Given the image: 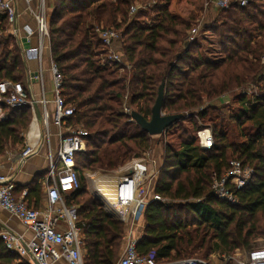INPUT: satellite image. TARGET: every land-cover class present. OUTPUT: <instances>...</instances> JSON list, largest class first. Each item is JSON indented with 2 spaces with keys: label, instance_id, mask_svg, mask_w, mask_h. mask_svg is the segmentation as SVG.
Wrapping results in <instances>:
<instances>
[{
  "label": "trees",
  "instance_id": "obj_1",
  "mask_svg": "<svg viewBox=\"0 0 264 264\" xmlns=\"http://www.w3.org/2000/svg\"><path fill=\"white\" fill-rule=\"evenodd\" d=\"M133 1L51 0V59L62 78L61 98L74 109L67 124L88 132L86 149L74 156L79 186L64 197L77 207L83 225L84 264H114L125 233L124 223L87 192L85 173L115 171L150 150L154 135L123 112V100L126 97V105L149 120L161 83L162 112L182 117L163 133L175 140L164 144L152 189L162 200H149L143 209L137 251L170 261L249 250L264 236V0L216 9L214 22L206 27L216 33L220 60L203 59L197 42L186 41L208 0H157L153 8L130 14ZM101 25L120 32L128 73L119 74L123 66L107 58L95 31ZM26 77L19 42L8 32L6 15L0 14V81L25 85ZM237 89L244 93L235 96ZM231 93L236 105L227 118L217 106L184 116L205 101L218 103ZM193 116L210 121L209 149L197 142ZM31 119L27 106L8 110L0 120V156L7 145L24 143ZM184 121L188 127L182 126ZM232 160L250 167L253 175L245 186L231 189L235 202L229 203L212 194L210 181L212 173L228 171ZM43 174L24 186L28 205L38 207L44 198ZM0 264L27 263L0 240Z\"/></svg>",
  "mask_w": 264,
  "mask_h": 264
},
{
  "label": "built area",
  "instance_id": "obj_2",
  "mask_svg": "<svg viewBox=\"0 0 264 264\" xmlns=\"http://www.w3.org/2000/svg\"><path fill=\"white\" fill-rule=\"evenodd\" d=\"M217 7H228L234 3L244 6L247 0H211ZM39 10L34 14L36 30L27 26L23 28L25 38L33 34L36 36V46L24 49V58L41 60L46 40L49 41L48 16L45 13V0H39ZM0 14H5L7 19L8 32L16 39L19 38L20 29L16 23L15 0H0ZM104 49L107 58L118 64L126 65L123 56L119 53L120 33L112 27L102 25L95 29ZM190 32L193 41L196 29ZM192 33V34H191ZM193 36V37H192ZM50 50V47H49ZM50 71L52 74L53 110L47 108L48 100L44 96V82L42 70H37L33 75L28 76L26 84L11 80L0 81V120L6 118L8 110L23 106L29 107L32 118L36 120L35 111L40 113V120L44 127L42 131L37 128V135L29 139V131L24 135L25 143L18 154L17 164L19 167L28 157L38 153L41 147L47 148L46 160L48 168L40 179L43 201L38 207L28 205L25 196L27 189L23 188L16 193V184L11 174L0 175V208L9 216L15 218L24 227V232H15L10 229H0V240L11 253L16 254L20 260L27 264H84L83 261V228L78 217L77 207L65 202V196L73 193L79 186V176L74 167V156L77 152L86 149L85 136L87 130L77 124H67V119L73 114V107L65 105L61 98L62 78L55 64L51 61ZM31 80L38 82L39 91L36 94L31 92ZM123 112L130 116V107L124 105ZM4 111L6 113H4ZM57 128V144L54 153L51 150L50 126ZM32 124L29 125V128ZM197 137L202 149H209L212 146L211 135L206 130L198 131ZM144 158V157H143ZM229 169L222 175L212 173L210 189L212 194L229 203L235 202L233 188L238 189L245 186L253 175L250 167L244 166L238 160L229 163ZM122 170V171H121ZM130 170V171H129ZM129 171V172H128ZM117 180H109L113 175L111 172L95 171L85 173L89 192L105 200L108 212L128 224L123 238L126 245L123 253L114 264H207L205 260L188 257L170 261H156L152 254L141 255L136 249L137 238L134 235L133 223L140 211L149 201L146 198L148 186H143L146 180L150 181L158 172L157 162L153 158L133 159L120 167ZM137 173V179L134 174ZM106 179V185L118 192L117 200L127 204L124 211H118L110 202L108 196L102 193L97 184V179ZM135 192L136 199L133 196ZM150 200H162L160 196L152 191ZM112 211V213H111ZM134 217V219H132ZM29 233V236L26 235ZM236 251V250H235ZM239 251L231 256H222L224 264H264V242L261 245Z\"/></svg>",
  "mask_w": 264,
  "mask_h": 264
},
{
  "label": "crops",
  "instance_id": "obj_3",
  "mask_svg": "<svg viewBox=\"0 0 264 264\" xmlns=\"http://www.w3.org/2000/svg\"><path fill=\"white\" fill-rule=\"evenodd\" d=\"M39 7H40L39 0H15L16 25L20 29V32H19L20 35H19V38H17V41L19 42V46H20L22 52H24V49H26V48H32V47L36 46V43H37L36 36L33 34L29 38H25L23 28H25L27 26L28 28H30L31 30H34V32H35L36 21H35L34 14H36V12L39 10ZM44 9H45L46 15L49 16L51 13V9H52L51 8V0H45ZM44 46L45 47L43 50L42 59L40 61L36 60V59L27 58V59H25V64H26V70H27L28 76H30L32 74L34 75L37 70H40V69L42 70L41 74L43 76V82H44V96L48 100L47 108L52 111L53 110V92H52V83H51L52 74L50 71L52 59H51V54H50V50H49V41L48 40H46ZM27 79H28V77H27ZM38 91H39L38 82L36 83L33 80H31V92H32V94H36V93H38ZM48 93H49V95H47ZM4 113H6V112L4 111ZM30 124H32V127L29 128V126H28V128L23 132V136L25 135V133L27 131L30 130L29 139H30V141H33V139L30 137H33L37 134V128L40 129V131H42V129L44 127L42 126L43 123L40 120V118L36 119V120L32 118ZM49 130L51 133V139L56 142L57 141V135H56L57 128L55 126L51 125ZM24 143H25V139H24ZM24 143H23V146H24ZM11 147H14V149H17L15 146H11ZM8 149L6 146L4 154L2 156H0V175H8V174H11V172H12V174H15L13 177V181L17 187L16 191H18V188H22V187L25 188L24 186L27 185L30 181H32V179L34 177H38L41 174L46 172V170L48 168V161L46 160L47 150L45 148L41 147L39 149L38 153L28 157L25 161L22 162L20 167L17 164V161H16L17 159L13 162H8V160L5 161L6 158L12 157V155L8 154V151H7ZM149 158H151V157H149ZM155 160H157L156 157H155ZM9 161H11V160L9 159ZM103 180L104 179L99 178L97 180V184L102 189V193L105 194V196L113 198L114 193L116 194L117 191H115L114 188H109V186L106 185V180L105 181H103ZM109 180H112V179H109ZM86 186H87V183H86ZM88 189H89V186H88ZM88 193H90V192H88ZM151 194H152V190L150 191V189H148V191L146 192V198L148 200L151 199ZM117 195L118 194H116V196ZM110 202H111V199H110ZM119 205H120V207L116 208L118 211H123L125 206H127L125 203L123 204V202H119ZM138 221L140 222V220H138ZM139 225L140 224L133 227L134 235L136 236L137 240L139 239V237L142 235V232H143L142 226H141V229L137 228V227H139ZM0 226H1V228L3 227L6 229H10L12 231H15V232H24L25 231V227L21 223H19L18 220L9 216V214L7 212L3 211L1 208H0ZM26 235L29 236V233L26 232ZM125 245H126L125 239L122 238V244H121V248H120L118 258L123 253V251L125 249ZM83 251H84V249H83ZM83 254H84V252H83ZM59 264H66V263L60 262Z\"/></svg>",
  "mask_w": 264,
  "mask_h": 264
},
{
  "label": "rangeland",
  "instance_id": "obj_4",
  "mask_svg": "<svg viewBox=\"0 0 264 264\" xmlns=\"http://www.w3.org/2000/svg\"><path fill=\"white\" fill-rule=\"evenodd\" d=\"M156 3H158L157 0H134L132 2V4H131L130 14L131 13H134L137 9L149 10L150 8H153L154 4H156ZM217 8L218 7L213 3V1L208 0L207 2H205L204 3V6H203V10H202V12L200 14V17L198 18L197 22L193 24V26L191 28V30L193 28L196 29L195 34H192L191 33L194 36L193 41H196L197 42V44H198V51L201 54V57L203 59H205V60H220V59L223 58V55H222V52H221V50H222L221 49V46L218 45V43H217L216 33L214 31H212V30H208V28L206 27V26H209V24H211L212 22H214L213 19L215 18V14H216V9ZM48 19H49V16H48ZM103 27H105V26H103ZM191 30L189 31L188 37L186 39V41H188V42L191 39V36H190V32H192ZM118 41H119V39H118ZM119 53L124 58L123 49H122V46L120 45V43H119ZM122 66H123V69H120L119 70V74H123L124 72L128 73L129 64L126 62V65H122ZM26 79H27V77H26ZM248 89H249V91L252 90L251 89V86L247 87V90ZM249 91L246 92V94H247L248 97L250 96V92ZM232 93L229 94V95H225L224 97H221L218 100V103H216L215 101H212V100L211 101H205L198 108L189 110L188 112H184V114H185L184 116H189L191 113H194L195 114V113L199 112L201 109H204V108H209L211 106H217V108L220 109L222 115L225 116V118H227L226 116L228 115L229 111H231V108L235 107V105H236V103L233 100ZM241 93H244L243 92V89H237V90L234 91V95L235 96L236 95H239ZM47 95H49V93ZM126 101H127L126 100V97H124V100H123L124 104H123V106L126 105ZM122 109H123V107H122ZM209 112H211V111H209ZM192 118H194L195 122L197 123L196 126H198V131H203V130H206V132L209 131V133L211 135V138H212V143H213V135H212V131H211V124H210V121H208V119H207L208 117H206L204 119H201L200 117L193 116ZM181 124H182L183 127H188L189 126L188 125L189 124L188 121H184ZM225 125L228 127L229 130H231L233 128V126H232L233 124H225ZM49 132H50V130H49ZM178 132L179 131H176L175 134H177ZM197 132H196V138H197V142L199 144V139L197 137ZM163 133L162 134H159V135L152 136V146H151L150 150L146 154H144L143 156H141L139 158V159H143V157H144L146 159V157L147 158L148 157H151V158H154L155 159V157H156L157 158V160H156V162H157V168L159 167V164L161 162V158H162L163 150H164V144L166 142H169L170 143L173 140H175L174 137L171 138L169 135L165 136V135H163ZM56 144H57V141L55 142V141H53L51 139L50 147H51V150L53 151V153H54V148H55ZM15 147L17 149H14V147H11V145H7V149L9 148L7 150L8 151V154L12 155V157L11 158H6L5 161L8 160V162H13V161H15L17 159L19 152L23 148V144H18ZM9 159L11 161H9ZM117 170H119V168ZM117 170H115V171H107L106 172V173L111 172V174L113 173V175L109 179H112V180L115 179V180H117L119 178L120 175H118V174H120V172H116ZM156 175H157V173L154 175V177L151 180V182L148 181V180H146L145 183L143 184V186H145V187L148 186L147 188H149L150 191L153 189V185H154V182L156 181V177H157ZM105 180L106 179H104L103 181H105ZM87 191L89 192L88 187H87ZM89 194L91 195V197L93 196V197L97 198L93 194H91V193H89ZM116 194H118V192H116ZM116 194L114 193V197L113 198L112 197H108L109 200L110 199H111V201L112 200H116V198L118 196V195L116 196ZM99 199L103 203L104 210L108 214H110L108 212L109 210H108V207H107V204H106L105 200H103L101 198H99ZM126 207L127 206H125V208ZM124 209H123V211H124ZM142 212H143V210L140 211V213L137 214V216H136V218L134 220V223H133V227H135L138 224H140L139 227H137V228H140L141 229V226L142 227L144 226L143 225ZM111 213H112V211H111ZM110 215H112V214H110ZM113 216L116 217V215H113ZM132 219H134V217ZM138 220H140V222ZM127 227H128V224L127 223L126 224L124 223L125 233H126ZM125 233H124V235H125ZM263 242H264V236H262V237L260 236L257 239H255L250 245L252 247H256L258 245H261ZM244 250L245 249H238L236 251H239V253L244 254V252H243ZM205 261H206L207 264H224L225 263V261L221 260V257L218 256V254H216V253L211 254L207 259H205Z\"/></svg>",
  "mask_w": 264,
  "mask_h": 264
},
{
  "label": "water",
  "instance_id": "obj_5",
  "mask_svg": "<svg viewBox=\"0 0 264 264\" xmlns=\"http://www.w3.org/2000/svg\"><path fill=\"white\" fill-rule=\"evenodd\" d=\"M14 26H16V23L14 24ZM163 100L164 84L161 83L158 87L157 97L154 102V105L152 106L151 117L149 120L144 119L136 111L131 110L130 112V118L149 135L162 134L169 126H171L173 123H175L182 117L181 114H164L162 112ZM35 116L36 119L40 118V113L38 110L35 111ZM14 175L15 174H12L11 178L14 177Z\"/></svg>",
  "mask_w": 264,
  "mask_h": 264
},
{
  "label": "bare ground",
  "instance_id": "obj_6",
  "mask_svg": "<svg viewBox=\"0 0 264 264\" xmlns=\"http://www.w3.org/2000/svg\"><path fill=\"white\" fill-rule=\"evenodd\" d=\"M33 125H34V124H33ZM32 129H33V128H32ZM29 134H30V130H29ZM36 135H37V134H36ZM36 135H35V136H36ZM35 136L30 137V138H34ZM134 177H135V178H138V177H137V173L134 174ZM133 196H134L135 199H136L135 192L133 193ZM111 202H112V204H114V206H115L116 208H119V207H120V205H119V202H120V201H119V200L116 199V200H112Z\"/></svg>",
  "mask_w": 264,
  "mask_h": 264
}]
</instances>
